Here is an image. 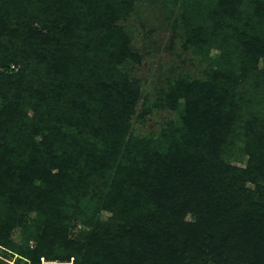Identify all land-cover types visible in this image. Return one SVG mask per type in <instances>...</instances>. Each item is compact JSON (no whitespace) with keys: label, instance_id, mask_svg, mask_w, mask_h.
I'll list each match as a JSON object with an SVG mask.
<instances>
[{"label":"trees","instance_id":"trees-1","mask_svg":"<svg viewBox=\"0 0 264 264\" xmlns=\"http://www.w3.org/2000/svg\"><path fill=\"white\" fill-rule=\"evenodd\" d=\"M116 1L0 0V59L20 62L12 67L7 82L0 79V243L32 260L31 264H41L42 257L73 258L74 264H204L199 261L205 257L203 237L208 231L197 226L209 225L210 220L212 233L225 235L222 243L214 238L209 242L215 264H264V185L256 195L244 183L264 180V172L255 167L259 162L247 169L228 167L227 177L219 180L216 176L202 180L195 173L205 146L225 139L219 131L227 104L213 105L205 95L198 106L195 102L198 93L213 83L198 88L200 82H180L172 101L181 109L182 127L173 132L181 144L172 146L171 154L189 151L197 157L178 162L169 171L181 169L172 173L183 189L196 178L190 206L205 204L191 211L195 222L189 225L183 220L190 210L183 195L175 191L163 198L174 184L162 177H167L165 172L154 180L147 174L150 183L140 188L138 177L146 173L139 175V163L132 161L130 151L113 154L119 160L115 172L109 167L114 161L106 162L105 154L117 152L120 146L113 141L104 144L103 134L119 130L141 98L138 81L112 74L115 63L137 56L115 24L133 0H121V9H116ZM244 1L264 7V0H217L218 13L213 15L244 18ZM249 45L254 49L249 62L264 58V37ZM223 65L218 70L230 69ZM232 83L237 86L238 79ZM222 88L228 91L225 85ZM253 125L254 133L247 129L245 136L256 160L264 155V119H254ZM101 144L104 150L98 151ZM263 164L264 160L258 167ZM187 176L191 180H184ZM144 189L153 192L150 198L142 199ZM161 189L163 196L154 192ZM110 193L124 201L110 200ZM102 208L116 216L94 226L100 232L86 231L89 235L82 241L64 240V229L72 221L68 213L81 220L87 215L92 222ZM59 221L65 227L60 228ZM17 226L29 233L25 244L10 241Z\"/></svg>","mask_w":264,"mask_h":264},{"label":"rangeland","instance_id":"rangeland-1","mask_svg":"<svg viewBox=\"0 0 264 264\" xmlns=\"http://www.w3.org/2000/svg\"><path fill=\"white\" fill-rule=\"evenodd\" d=\"M216 1L133 0L131 8L123 13L121 11L122 15L115 19V24L122 28L124 37L129 39L128 47L137 56L128 57L122 63H115V70L112 74L116 77L138 81L141 98L131 111L129 120L120 123L119 130H110L111 134L108 131L103 134L104 144L113 141L119 144L116 146H120L117 152L112 154L105 152L106 162L112 164L114 161L109 167L113 166L112 171L115 172L119 166V160L115 157L123 150L130 151L132 161L139 163L137 169L139 175L146 173L138 177L141 181L140 188L146 187L144 182L150 183L147 180L149 177H145L147 174L151 175L150 180H154L161 176L162 171L165 172L167 177H162L172 179L174 184L168 188L166 196L162 194L165 189L154 192L163 198L171 197L175 191L183 195L190 209L183 220L189 225L196 221L191 211L204 206L205 203L190 206L191 192L196 193L193 190L195 188L193 182H196V178L191 181V187L183 189L182 185L174 180L176 176L174 172H181V169L169 171V167L173 168L178 165V162L186 160L193 162L197 157L193 153L191 155L189 151L177 155H172L170 151L172 146L181 144V140L173 135L176 128L182 127L181 109L172 104L175 98L174 91L180 82L184 85L200 82L198 88L203 83H213L215 86L203 90L205 94L203 91L198 93L199 96L195 98L196 106L199 104L200 97L204 98L205 95L208 102L213 105L224 101L228 107L227 116L225 115L226 118L222 120L219 131L220 136L224 135L225 144L217 141L205 146V150L201 153L204 155L203 159L200 158L197 161L199 168L195 173L201 174L202 180H206L209 176H216L219 180L227 177L225 170L228 167L247 169L254 161L259 162L258 164L254 162L257 171L264 172V167H258L264 160V155L255 160L248 150V136L247 138L245 136L247 129H251L253 133L256 130L253 125L254 119L258 117L264 119V58L258 57L257 61H253L254 63L248 60L252 50L249 44L255 45L257 38L264 37V7L244 1L246 7L242 14H245V17L233 19L232 14H228L226 19L224 13L218 14V17L213 15L214 11L218 13ZM254 1L260 2L261 0ZM120 2L121 0L115 2L116 9H121ZM249 39L250 43L246 44ZM19 63V59L14 62L11 59L3 61L0 59V79L6 78L3 81L7 82L11 77L12 67H17ZM223 64H229L230 69L218 70L224 67ZM3 65H8L9 69L7 70ZM235 79H238L237 86L236 83H232ZM224 85L228 91L223 90ZM247 92L248 95H246ZM179 102L186 104L183 98H180ZM29 115H33L32 109H29ZM102 126L104 130L107 128L104 124ZM104 144L97 147L98 151L99 149L104 150L102 148ZM152 152L156 154L152 156ZM116 153L114 157L113 154ZM90 161L96 162V160ZM89 170L93 171V169ZM107 175L109 176L110 173ZM191 178L187 176L184 180H191ZM244 183L246 188L256 195L263 192L264 180L262 179L259 183L250 180H245ZM126 191L128 192V189ZM144 191L147 192L144 193L142 199L150 198L153 192L148 189ZM117 196V194L110 193L108 198L115 202L124 201ZM154 203H157V199ZM71 214L73 215V213H68V218L72 221L67 230L64 229L67 231L64 240L68 242L86 239L89 234L85 235V233L98 231L94 226L106 224L113 216H116L113 211L103 208L98 212V221L95 219L89 222L87 215L84 216L85 220L77 219L71 217ZM66 217L67 215L64 216ZM208 223L209 225H203L202 228L200 225L197 226L202 231H208V234L203 237L207 245L202 249L205 257L199 263L203 261L204 264H215L214 260H211L209 242L211 238H214V242L222 243L225 235L219 231L212 233L213 230L209 229L212 223L210 220ZM63 224L64 222H58L60 228L64 226ZM28 234L17 226L10 232V241L25 244ZM28 239L31 247L34 246L35 238L31 236ZM180 241L184 243L185 239L181 238ZM31 263L32 260L26 256L0 243V264ZM41 264H74V259L63 261L42 257Z\"/></svg>","mask_w":264,"mask_h":264}]
</instances>
